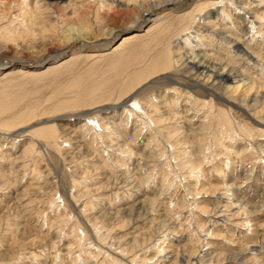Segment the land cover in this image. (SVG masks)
I'll list each match as a JSON object with an SVG mask.
<instances>
[{
  "label": "rangeland",
  "instance_id": "1",
  "mask_svg": "<svg viewBox=\"0 0 264 264\" xmlns=\"http://www.w3.org/2000/svg\"><path fill=\"white\" fill-rule=\"evenodd\" d=\"M261 1L194 0L181 12L157 11L130 44L103 55L91 54L82 45H115L134 31L129 25L138 14L132 16L127 0H0V30L20 26L27 18V14L22 16L24 7H31V11L39 9V20L54 26L55 31L48 38L12 43L0 36V65L50 56L64 46L63 36L73 28L59 64L48 70L43 66L39 71L14 69L0 74V264H111L112 259L129 264L133 258H138L136 264H154L164 259L162 247L185 248L189 254L192 245L215 256L212 264H264V134L254 131L248 137L237 127V122L249 121L233 108L237 101L225 96L213 101L216 110L228 111L235 134L217 129L205 137L203 156L200 159L197 151L195 154L200 159L198 169L204 170L201 175L198 169L183 164V149L171 144L178 133L171 141L165 132L152 137L148 115L130 116L124 124L121 108L116 110L120 117H114L113 111L94 113L99 106L122 101L126 97L122 85L130 76L147 70L156 56L174 47L173 41L180 38L182 42L188 36L194 50L199 49L196 54L218 61L228 58L223 62L232 64L230 70L264 82L251 63L239 60L234 48L207 30L202 20L220 14V27L259 53L258 43L263 42L264 47ZM142 2L144 7L155 4L154 0ZM112 3L118 4L117 9ZM144 7L138 13L147 9ZM75 11L80 20L73 17ZM192 15L200 17L194 24ZM198 26L207 31L198 35ZM184 51L188 61L193 60L189 47ZM259 54L256 59L264 62V53ZM186 70L164 72L171 75L172 83L161 80L160 72L157 79L141 82L133 92L142 106L146 104L144 108L171 109L190 121L186 124L189 128L198 130L206 126L210 114L208 108L201 109L202 103L193 102H209L210 98L200 88L189 90L177 84L188 83L183 78L189 74ZM186 92L190 102L185 100ZM177 93L183 94L179 103L163 104ZM88 109L92 114L82 116ZM250 114L264 124V114L257 117L254 110ZM14 120L20 122L10 129L4 127ZM46 122L58 128L57 145L36 141L30 135L47 126ZM116 125L123 130L122 138ZM196 183L210 190L198 196L194 193ZM203 207L209 212H202ZM126 210L133 211L132 216L127 217L130 212ZM208 256L204 264H210Z\"/></svg>",
  "mask_w": 264,
  "mask_h": 264
},
{
  "label": "bare ground",
  "instance_id": "2",
  "mask_svg": "<svg viewBox=\"0 0 264 264\" xmlns=\"http://www.w3.org/2000/svg\"><path fill=\"white\" fill-rule=\"evenodd\" d=\"M258 1H260V0H258ZM127 2H129V4L132 5V11H131L132 16L135 15V13H136V15L138 14L136 17L133 16L134 19H136V20H133L132 22H130V25L128 24L131 27V29H133L134 31L130 32L129 34L124 35L117 42V44H115V45H110L111 43H106V44H104V43L103 44L96 43L94 45L83 44L82 47H84V49H89L88 51L91 54H96V53H99V54L100 53H104L103 55H106L108 53L111 54V52H114L118 48H121L122 46H127V44H130L132 42V40H134L139 35V33L144 30V29H142L143 28L142 24L145 23L146 21H148L151 18V16L153 14H155L157 11H161V10L164 11L165 10L167 13H169L170 11H172V12H181V11H184V10L188 9L190 6H192L194 0H154L155 4H152L150 7L148 5H147L148 7L146 5H145L146 7H144L143 4H145V3L142 2V0H127ZM263 2L264 1H261V3H263ZM146 3H148V1ZM257 4H259V2ZM116 6H118V4H113L112 5V7H114V8ZM126 6H128V5H126ZM36 7L37 6L35 5V8ZM142 7L147 8V9H144L141 12V14H140V13H138V10L140 8L142 10ZM37 8H39V6ZM128 8H125V10L128 9ZM24 9H25V13L23 15L21 13V15L25 16L27 14V18L24 19V22L27 21L28 24H25L24 22L21 21V24L19 23L20 26L18 25L16 28H14V27H13V29L4 28V29L0 30V36L2 38H4V40H6L8 43L9 42L12 43V41H14V42L16 41L17 42L18 39L24 41V39H28L29 40V38H30V40L32 41V40H36L37 37L48 38V36H50L49 33L51 31L55 32L54 30H52V28H54V26H52L51 24H47L46 21L41 22L42 20L41 21L39 20L40 19V12H38L39 9L33 10L34 12L31 11V7L30 8L29 7H24ZM116 9H117V7H116ZM219 15L220 14L213 15V17L211 15H209V17H204L202 19L203 22L204 21L206 22V24L204 23V25L208 26L207 30H211L213 34H218L221 37V39L226 42L225 44H230L231 45L230 47L234 48V50L239 54V60H241V58H243L244 60H246L249 63H251V65L255 68V70L258 71V73L260 75V78L264 79V64H263L264 62H262L261 60H260L261 61L260 62L259 60L256 59L260 55L259 53H261V54L264 53V47L262 46L263 42H261L262 44L258 43V45H259L258 49H260L259 53H256V50H252V47H249L251 45H248L247 47L246 46L244 47L243 45L240 44L241 43L240 40L235 37L236 35L234 36V34H232L231 31H229L228 29L225 30L224 28L220 27L221 26L220 22H221L222 19L219 17ZM139 16H140V18H139ZM73 17H77L78 18L79 17V13L77 11H75V13L73 14ZM199 18L200 17L192 15L190 17L191 20L190 19L189 20L191 21L192 24H194L196 21L199 20ZM78 19L80 20V18H78ZM127 20H129V19H127ZM263 23L264 22L262 21V24ZM81 24H83V23L81 22ZM186 26H188V25L186 24ZM261 26H263V25H261ZM196 28H197L196 29V33L198 35L202 34L204 31H207L202 26H198ZM71 31L73 32V28L71 29V27H70L68 29V32L65 33V35L63 36L64 46L62 48H60V50L57 49V50H55V52L52 51V54L50 56H46V57L41 58L40 60H37V61H34V62H25L23 60H19V61H16V62H6V63L0 65L1 66L0 67V74H3L2 73L3 70L6 71V70H14V69H17L19 71L28 70L29 72H31V71H39L43 66L45 67V69L48 70V69L52 68V66H54L56 63H58V61L62 62V60L60 61L59 59L62 56H64L65 50H63V49H64V47H66L65 44L67 43V41H71V39H72L71 33H70ZM36 32H38V34H39V32H41V35L38 36V34ZM181 40H182V42L180 41V38L177 39L176 41H173L175 43H174V47L172 49H171V47L166 48L167 50L162 51L158 56L155 57V59L153 61L151 60L152 63L148 67L147 70H145V71H143L141 73H137L135 75L130 76L128 78V81L124 82V84L122 85L121 91L123 92L122 94L125 93L126 97H124L122 99V101H119L118 104H114L112 106H107V107L106 106L102 107L103 105L99 106L98 109L96 110V112H94V113H106L108 111H110V112L113 111L112 114H113L114 117L116 115H119V117H120L122 114L118 113L116 110L121 108V109H123L122 111L125 113V116H123V120H122V122L126 121V123H124V124H127L128 118L130 116L135 115V116H137L136 118H138V117L141 118V117H145V116L148 115L149 118H150L149 120H151V123L153 125V128H152L153 130H151L152 131L151 132L152 137H155L156 135H160V134L165 132V134H166L165 136L167 137V140L171 141L172 138L174 137V135L176 133H178V136L171 142V144L172 143L173 144L177 143V145L180 146L183 149V151H184L183 155H185L183 164L184 165H190V169L195 171V170L198 169V167H200L198 159L201 156H203L202 154H204L205 147L207 146L206 142H204V141H206V138H205L206 136L211 135V133H213L215 130L217 131V129H218L219 132H222V133L224 132L226 134H229L228 132L231 131V133L235 134V132H232V128L234 127V126L232 127V124H234V123H232L233 120L230 119L228 113H226L228 111L227 110H223V109H219V108L216 110V106H215V104L213 102L214 99H221V98H224V96H225V97H229V100L237 101L238 105H233L234 106L233 108H235L238 112L242 113V115H244L245 117H247L249 119L248 122L242 121V120H241L242 122H237V124H238L237 127L239 126L240 130H242L246 135H248V137H252L253 136L252 134L254 133V131H258L259 134L260 133L264 134V130H262V128H264V124L262 122L258 121V119H254V117L252 116L253 114L252 115L250 114V110L256 111L255 116H257V117H260V116H262L264 114V82H258L257 80H252V79L250 80L249 79L250 77L247 78V76L244 75L245 74L244 72L240 73L237 70L234 71L233 68H232L233 70H230L229 65H232V64H227L226 62H223L224 60L227 61L228 58L227 59L222 58V59H224L223 61L222 60L218 61V59L214 60L213 59L214 57L211 58L210 56H207L206 54H196L195 50L196 49L199 50V49L196 46L197 48H195V50H194L192 43L189 42L190 41V36L184 37ZM149 43H151V42H149ZM171 44L172 43H170V45ZM85 45H87V46H85ZM260 45H261V47H260ZM187 47H189L190 51L192 52L191 54H189L190 56L193 57V60H191V61H188L189 60L187 58L188 56L185 54V51H184V49L187 48ZM257 54H259V55L257 56ZM70 55H71V53H70ZM228 55L230 56V54L227 53V56ZM97 56H99V55H97ZM181 67H185L187 69L186 70L187 73H189L187 77L182 75L184 80L186 79V81L188 83H186V84L183 83L182 84L180 82H177V84L179 86H183L185 88H188L189 90H192L194 88L195 89L196 88H200V89L205 91L204 92L205 95H206L205 97H209L210 98L209 102H207L206 100H205L206 102L205 101L199 102L198 99L194 98L195 100H194L193 103H202L201 104V109L208 108L207 111H208V114H210V115H208L209 118H208V123L206 124V126L202 125L201 128H199L198 130H196L195 128L194 129L193 128L192 129L189 128L186 124H188V122L190 123V121H187L186 119L183 118V116L178 115V112H174V113H172V111L170 112L171 109H169V111H162L160 108L154 107L153 111H151L150 110L151 108H149V109L148 108H144L143 106H145L146 104L145 105L143 104V106H142L141 101L139 100L140 98L138 99V97L135 96L136 94L133 92L135 87H137L139 84H141V85L143 84L141 82H143L145 80H147V81L148 80H153L152 78L157 79V77H159L160 72H161V74H160L161 80L162 79H166L168 81V83H172V81L170 80V76L171 75H164V72L173 70L174 72L180 73ZM255 76H257V75H255ZM261 81H263V80H261ZM155 82L156 81H153L152 84H154ZM156 83H158V82H156ZM177 90H178V88H177ZM131 91H132V93L127 95ZM187 93H189V92L185 93V95H186L185 100H186V102H190V98L187 96ZM182 96H183V94L177 93L176 97H174L172 100H164L163 104L164 103L165 104L166 103H174V106H175L176 103H179V99ZM235 101H233V102H235ZM88 112H89V109H88V111H85V113H83L81 115L82 116H86V115L92 114V113H88ZM28 116H30V115L28 114ZM135 116H133V117H135ZM24 118H26L25 115L21 116V120L22 121H23ZM182 119L184 121H180ZM19 122L17 120H14L13 122L5 123L4 127L10 129L11 127H13L15 124H18ZM46 123L48 124L47 126L41 127V128H38V129L32 131L30 135L35 137L36 141H37V139L38 140L43 139L46 142H49L48 143L49 145L51 144L50 141H53L54 145H57L59 143V142L57 143V140H58L57 138H59L58 128L55 125H50L49 122H46ZM124 124H122V126ZM118 125H120V124H118ZM144 125H145V123H144ZM235 125H236V123H235ZM124 126H127V125H124ZM99 128H101V126H99ZM115 129L119 130V135L122 134L123 130H121L120 127H118L116 125ZM144 129H145V127H144ZM149 130H150V128H149ZM110 131H111V133H113V130H110ZM135 131H136V129H135ZM138 131H140V129ZM235 131H237V130H235ZM99 134L100 133H98V136H99ZM135 134H136V132H135ZM139 135H138V137H140ZM135 137L136 136H134V138ZM120 138H122L121 135H120ZM150 138H151V136H150ZM210 138H212V137L210 136ZM93 141H94V137H93ZM125 145H123V146H125ZM32 146H33V144H32ZM32 146L29 147L28 151H30ZM156 147H158V146H156ZM48 148H49V146H48ZM56 148H59V147H56ZM193 148H195L196 150L194 149L195 152L192 153ZM125 151H127V150H125ZM196 151H197V154H198V157H199L197 159L195 157V156H197V155H195ZM58 153H59V151H58ZM72 156H73V154H72ZM73 159H74V157H73ZM203 171H204L203 168L200 169V170L198 169V172H199L200 175L202 174ZM144 179H143V181H145ZM132 181L134 182V180H132ZM119 182H120V180H119ZM127 184H128V182H127ZM129 185H131V183ZM209 190L208 189H204L202 184L198 185V183H196V186L194 188V193L199 196V195H202L204 193H207ZM210 192H212V190ZM151 205L153 206V204H151ZM147 206H149V204ZM197 207L200 208L199 205H197ZM201 209L203 210L202 212H204V213L205 212H209L206 209H204V207L201 208ZM126 211L128 212L129 210H126ZM129 212L130 213H128L126 215L127 217L132 216V212L133 211H129ZM120 213L121 212H117L116 214H118V216H120ZM123 213H125V212H123ZM243 213H245V212H243ZM122 215H124V214H122ZM126 225H127V223H126ZM250 225H249V227H250ZM95 228H97V227H95ZM99 239H102V237L99 238ZM100 242H102V241L100 240ZM162 245H163V243H162ZM192 247H193V251L191 253H189V254L185 253V252H188V250H186L185 248H183L181 250L180 249L179 250H175L174 247H170V246L162 247L160 249V251H161V253L163 255L162 257L164 259L163 260H158L157 259L156 263L154 262V264H191L192 261H194V260H199V262H203V264H204V262L206 261L205 259H206V257L208 255H209L208 257H210V260H208L209 263L212 264L214 262L215 256H212V254L210 255V252L209 253H205V252H207V249H203V247L201 248V246L199 247V246H196V245H192ZM244 247L247 250L249 249V246H244ZM202 251H203V253H202ZM158 254H160V252H158ZM103 255H104V253H103ZM218 255H219V253H218ZM218 257H221V255H219ZM104 259H105V257H104ZM137 259L138 258H133L130 261L128 260L129 264H130V262L136 264ZM219 261H221V260H219ZM127 263H123V262H121V261H119L117 259H112V263L111 264H127Z\"/></svg>",
  "mask_w": 264,
  "mask_h": 264
},
{
  "label": "snow or ice",
  "instance_id": "3",
  "mask_svg": "<svg viewBox=\"0 0 264 264\" xmlns=\"http://www.w3.org/2000/svg\"><path fill=\"white\" fill-rule=\"evenodd\" d=\"M135 106V105H134Z\"/></svg>",
  "mask_w": 264,
  "mask_h": 264
}]
</instances>
